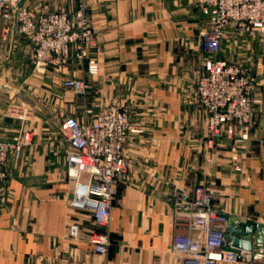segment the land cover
I'll list each match as a JSON object with an SVG mask.
<instances>
[{"label": "crops", "instance_id": "obj_1", "mask_svg": "<svg viewBox=\"0 0 264 264\" xmlns=\"http://www.w3.org/2000/svg\"><path fill=\"white\" fill-rule=\"evenodd\" d=\"M24 7L71 18L83 11L97 31L100 52L92 50L89 58H96L99 73H88V59L36 71L32 46L16 29V12L0 14V141L31 132L35 143L6 167L0 264H182L171 252L175 188L193 196L197 187L211 186L215 207L264 225V36L231 25L217 57L245 70L256 102L251 125L236 126V137H244L238 152L243 170L236 172L232 141L224 133L209 142L207 113L197 101L207 58L199 33L209 26L197 0H27ZM69 79L87 83L83 101L65 89ZM109 105L129 108L140 132L124 145L129 169L116 184L110 224L99 229L92 214L69 206L71 148L55 126L66 116L91 122L88 111ZM11 107L31 116L20 122ZM70 224L81 225L80 240L68 238ZM97 230L109 236L105 255L88 241ZM222 264H264V257Z\"/></svg>", "mask_w": 264, "mask_h": 264}, {"label": "built area", "instance_id": "obj_2", "mask_svg": "<svg viewBox=\"0 0 264 264\" xmlns=\"http://www.w3.org/2000/svg\"><path fill=\"white\" fill-rule=\"evenodd\" d=\"M21 0H0V14L17 12ZM209 26L199 33L204 71L196 85L197 101L207 113V137L210 143L225 133L232 141L231 161L236 172H242L238 152L244 137H236V126L251 125L255 113L252 79L238 64L218 59L227 30L231 25H245L253 37L264 36V0H197ZM19 34L32 46V61L36 71L51 67L66 68L72 60L84 65L88 73L97 75L96 58H89L96 49L97 31L92 28L83 11L74 18L66 13H40L23 7L16 19ZM64 86L78 95H86L85 81L69 79ZM30 110L17 109L19 121L31 116ZM93 119L82 123L73 116L63 120L62 129L71 152L67 155L68 177L74 182L69 206L92 214L94 225L106 229L117 195L116 184L129 169L123 155L124 145L131 134L140 132L131 122L130 110L109 105L97 113L88 111ZM35 147L33 134L25 132L13 141H0V202L7 191L6 167L10 161L20 162L26 148ZM215 189L199 186L193 196L174 189V233L171 252L182 258V264L238 263L245 258L226 251L228 226L224 208L214 206ZM79 224H70L67 236L72 241L82 238ZM88 241L98 254L105 255L110 245L107 233L94 231Z\"/></svg>", "mask_w": 264, "mask_h": 264}, {"label": "water", "instance_id": "obj_3", "mask_svg": "<svg viewBox=\"0 0 264 264\" xmlns=\"http://www.w3.org/2000/svg\"><path fill=\"white\" fill-rule=\"evenodd\" d=\"M26 1L21 0L15 20L19 11L25 6ZM17 27L16 21V29ZM227 218L226 251L244 258L264 257V225L252 220L241 221L238 217L232 215H227Z\"/></svg>", "mask_w": 264, "mask_h": 264}, {"label": "rangeland", "instance_id": "obj_4", "mask_svg": "<svg viewBox=\"0 0 264 264\" xmlns=\"http://www.w3.org/2000/svg\"><path fill=\"white\" fill-rule=\"evenodd\" d=\"M199 5V4H198ZM80 81H84V80H80ZM65 87V86H64ZM65 89H67V90H70L71 92H73V94L75 95V97L77 98V99H82V101L88 96V89H87V93H86V95H78V94H76L72 89H68V88H66L65 87ZM17 109H20V108H17V107H11V109H10V114L11 115H13L14 117H16V115H14L13 113H14V111L15 110H17ZM67 117V116H66ZM65 117V118H66ZM64 117L63 118H60L59 119V121H58V123H56V126L55 127H57V131H58V134H59V139H60V142H64L65 144H66V141H67V137H66V135H65V133H64V131H63V129H62V123H63V120L65 119ZM20 122H22V121H20ZM25 122V121H24Z\"/></svg>", "mask_w": 264, "mask_h": 264}]
</instances>
